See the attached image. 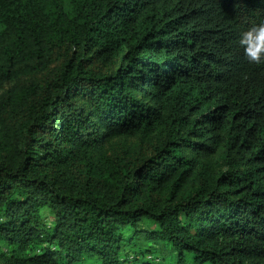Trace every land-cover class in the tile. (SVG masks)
Returning a JSON list of instances; mask_svg holds the SVG:
<instances>
[{
    "label": "trees",
    "instance_id": "16d2710c",
    "mask_svg": "<svg viewBox=\"0 0 264 264\" xmlns=\"http://www.w3.org/2000/svg\"><path fill=\"white\" fill-rule=\"evenodd\" d=\"M264 0H0V264H264Z\"/></svg>",
    "mask_w": 264,
    "mask_h": 264
},
{
    "label": "clouds",
    "instance_id": "9594fccd",
    "mask_svg": "<svg viewBox=\"0 0 264 264\" xmlns=\"http://www.w3.org/2000/svg\"><path fill=\"white\" fill-rule=\"evenodd\" d=\"M237 43L249 63L257 65L264 63V21L242 31Z\"/></svg>",
    "mask_w": 264,
    "mask_h": 264
}]
</instances>
